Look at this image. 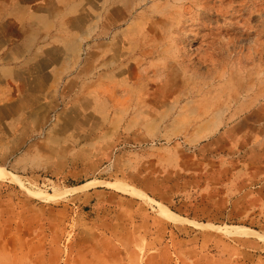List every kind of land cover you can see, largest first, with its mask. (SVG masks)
<instances>
[{
    "label": "rangeland",
    "instance_id": "374dc122",
    "mask_svg": "<svg viewBox=\"0 0 264 264\" xmlns=\"http://www.w3.org/2000/svg\"><path fill=\"white\" fill-rule=\"evenodd\" d=\"M104 1L70 45L86 81L0 76V264H264V0ZM140 172L161 195L133 194Z\"/></svg>",
    "mask_w": 264,
    "mask_h": 264
},
{
    "label": "crops",
    "instance_id": "0c3cea01",
    "mask_svg": "<svg viewBox=\"0 0 264 264\" xmlns=\"http://www.w3.org/2000/svg\"><path fill=\"white\" fill-rule=\"evenodd\" d=\"M104 2H107V0ZM93 3L94 0H0V26L4 25L6 29L4 32L6 35H3L4 40H1V42L23 46L20 48V55H14V48H9L0 54V59L6 62L0 75L4 77L6 86H11L14 76L18 74L32 76L34 77V83L40 85L45 83L51 89L55 87L54 94L74 82L76 83L79 76L83 75L86 81L88 74L79 72L78 68L75 67L78 53H73L74 50L71 49L70 45H74L77 49V45H87L93 38L94 27L98 25V21L94 20ZM37 44L41 46L38 50L34 49L36 54L31 55L32 50L28 45ZM47 45L60 46L58 47L60 53L56 58L58 63L55 67H46L41 70L39 68L20 69L19 66L12 63L13 60L41 58L42 56L38 52H41ZM16 51L19 52L18 49ZM83 53L84 55L87 53L86 48ZM83 59L86 60V56L79 57V60L82 61ZM14 82L18 83V79ZM60 96L57 98L59 99ZM61 98L64 99L62 96ZM66 100L67 102L62 107L64 112L61 114L60 120L72 123L75 121L71 116L77 115L76 110L78 111L79 106H85L78 105L69 98ZM147 180L152 181L151 178L142 176L141 172L139 174L135 173L130 178L129 186L147 196L161 195L157 190L159 185H156L154 181L152 185H148ZM164 188L167 190L166 187ZM90 196H100V190L97 194H91ZM107 197L111 200H121L125 204H131L134 200L111 191H108Z\"/></svg>",
    "mask_w": 264,
    "mask_h": 264
},
{
    "label": "bare ground",
    "instance_id": "6f19581e",
    "mask_svg": "<svg viewBox=\"0 0 264 264\" xmlns=\"http://www.w3.org/2000/svg\"><path fill=\"white\" fill-rule=\"evenodd\" d=\"M137 25V24H136ZM0 179H5V180H13V179H15V177L12 175V174H7V173H2V172H0ZM94 182V181H93ZM91 185H93V183L92 182H89V183H86V184H84V185H82V186H80V187H85V188H87V187H89V186H91ZM116 187V186H115ZM118 188V190H120V191H122V192H128V191H132L133 192V194H135L136 196H139L140 195V193L141 192H139L138 190H136V189H130V190H127L126 188H124V187H120V186H117ZM70 189H76V188H70ZM116 189V190H117ZM132 194V193H131ZM132 194V195H133ZM142 194V193H141ZM162 212L165 214V216L167 217V218H169V219H171L172 221H176V220H178L179 218H178V216H176L175 214H173L171 211H169V210H166L165 208H162ZM234 230L235 231H237L238 233H243V230H239V229H237V228H234Z\"/></svg>",
    "mask_w": 264,
    "mask_h": 264
}]
</instances>
